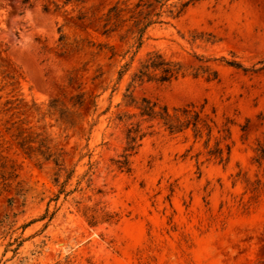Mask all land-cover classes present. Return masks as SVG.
Segmentation results:
<instances>
[{
	"label": "rangeland",
	"instance_id": "obj_1",
	"mask_svg": "<svg viewBox=\"0 0 264 264\" xmlns=\"http://www.w3.org/2000/svg\"><path fill=\"white\" fill-rule=\"evenodd\" d=\"M118 1L0 0V264H264V0H201L148 28L138 49L126 27L104 33ZM153 50L186 76L132 83ZM205 64L217 79L190 75ZM125 94L170 112L204 106L217 124L208 148L190 130L144 123L149 135L129 171L119 168L140 120H117L139 112ZM222 128L225 164L208 155ZM18 132L61 155L58 178L51 160L18 146Z\"/></svg>",
	"mask_w": 264,
	"mask_h": 264
},
{
	"label": "trees",
	"instance_id": "obj_2",
	"mask_svg": "<svg viewBox=\"0 0 264 264\" xmlns=\"http://www.w3.org/2000/svg\"><path fill=\"white\" fill-rule=\"evenodd\" d=\"M27 1V0H24ZM201 0H130L118 1L112 5L104 15V33L114 31L126 27V33L133 35V39L137 43L136 48L142 45V37L147 29L155 24H167L164 19H176L185 12L187 8L199 3ZM224 63L230 67L243 69L241 64L234 60H224ZM207 62V61H206ZM205 62V63H206ZM262 66L257 70H264V60L260 63ZM128 65H124L125 70L119 71L118 80L123 76ZM187 69L177 61L165 57L160 51L153 50L147 52L143 58L138 61V67L132 75L131 82H157L160 84H168L186 76ZM256 71V70H254ZM197 78L206 75L208 80L218 78L217 71L213 70L210 65H200L190 74ZM84 94H79L74 98V104L80 107L83 103ZM125 106L133 107L139 112L135 114H122L117 116V120L122 122L124 117L132 119L136 116L140 120L126 131V146L123 150L122 160L117 161L119 168H125L129 171V157L135 153L142 139L149 135L147 132H142V124L152 123L157 121L164 131L170 135L183 133L190 130L195 140L206 137L204 141L205 148H208L211 138L213 137L214 129H217V124L213 117L204 112V106L198 108L194 104H188L180 108L172 109V112L166 105H158L147 98L137 100L131 94H125ZM53 102L49 105L52 107ZM95 106V105H94ZM153 125L147 127L152 128ZM219 136L215 137V144L212 149L208 150V155L213 157L219 164L227 163L230 154V144L227 142L230 139L229 128L217 130ZM151 134V133H150ZM18 146L31 155L38 152L44 160H51L58 167L57 178L62 171L63 159L60 154L51 152L50 143H46L44 152L41 148L45 147L44 140H41L40 135L32 136L24 132H18L15 135ZM37 144L36 147L33 145ZM261 187H264L262 185ZM89 225L94 226L98 223V216L95 214H86ZM111 216L102 218V221H110Z\"/></svg>",
	"mask_w": 264,
	"mask_h": 264
}]
</instances>
